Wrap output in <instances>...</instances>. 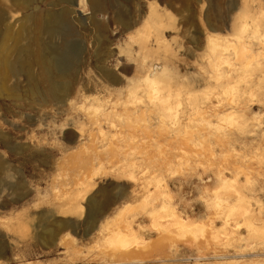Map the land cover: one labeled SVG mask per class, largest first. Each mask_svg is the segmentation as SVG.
I'll return each mask as SVG.
<instances>
[{
	"label": "rangeland",
	"instance_id": "obj_1",
	"mask_svg": "<svg viewBox=\"0 0 264 264\" xmlns=\"http://www.w3.org/2000/svg\"><path fill=\"white\" fill-rule=\"evenodd\" d=\"M64 5L68 95L0 90V264H264V0ZM60 6L0 0L4 47Z\"/></svg>",
	"mask_w": 264,
	"mask_h": 264
},
{
	"label": "bare ground",
	"instance_id": "obj_2",
	"mask_svg": "<svg viewBox=\"0 0 264 264\" xmlns=\"http://www.w3.org/2000/svg\"><path fill=\"white\" fill-rule=\"evenodd\" d=\"M17 1L21 3L22 5H25L28 8L30 7L32 0H17ZM40 1L44 2L47 6H52V5H62V6H60V8L56 11L54 10L51 11L48 8L45 10V13L43 15H41V13L40 14L36 13L34 15L29 14L26 16L23 15L21 17L23 21L21 22L23 24L21 23L22 32L20 33V36L17 35L13 38L11 37L12 41L11 39L10 41L12 43L9 42V44H7V46L5 47H4V43H5L4 37L7 36L6 34H8V30L10 28V26L8 25L10 21L8 20L9 19L12 20V18H9L8 16L9 14L7 15L4 11L0 10V90L1 92L6 91L7 97L10 98L11 100L18 99V96L20 95L16 94L18 90L15 92L16 89L14 87L9 88L7 86V85H10V84H6L9 81V78L12 76L14 77L17 74L19 75V73L21 72L23 74H25L26 71L27 73L33 72L30 70L29 71L27 70L31 67L28 63L26 64H28L30 67L24 68V65L28 66L24 63V59L26 58L25 56L29 57L30 60L29 59L27 60H29L28 62L31 65L35 64L40 68L41 72L43 73L42 76L48 85L47 93L49 94V96L51 95V97H55V98L57 97L59 100L61 99L63 100L70 91L71 82H69L68 78L72 76L76 70V63H77L76 57H77V54L79 53L78 52L79 47L77 46L78 44L76 45V42L74 40L75 33H76L75 27H73L74 20L70 18L71 16L69 17V12L67 10V7L64 5V4H68L69 2H71V0H40ZM87 1L90 5L91 11L95 12V11L101 10L100 8L103 7L102 5L105 0H87ZM91 18L93 19V17ZM28 22L31 23L32 25L30 27V30L31 32H33L32 33L33 36L31 35V37H29V35H27V32H25L27 31L29 27L27 25H26L27 29L25 27L26 23L29 24ZM80 24L82 23L80 22ZM97 26L95 27L96 30H98ZM23 32H25L26 33L25 35L28 36L29 38L24 36ZM95 33L96 32H94V34ZM40 34L41 36L42 34H45L50 41L47 40L48 41L47 43H42L41 42L42 39L40 40L41 37L39 38ZM25 37L27 38V41L25 40ZM21 38L25 40V44L23 45L19 43L21 41ZM11 55L14 56V58L12 57V59H10ZM27 76L28 74L26 75V77ZM57 76L66 78V80H62L60 82L55 81L54 78ZM108 76L110 77L111 80L114 79V77H112L110 73L108 74ZM33 77L34 76H31V78ZM32 81L35 82V80H32ZM32 85H33L34 92H36L38 90L39 83L37 84L38 86L35 83ZM39 92L40 90L37 91V93L35 94H38ZM1 162L2 161H0V170L3 167L2 166L3 163ZM0 185L8 187L12 191V193L15 195L18 193L17 191H19V188L21 187L20 181H16L15 183L7 182L6 179H3L2 175H0ZM88 204H89L88 217L89 219H92L101 210V205L92 198L89 199ZM43 219L44 217H42V220ZM44 221L45 219L42 222ZM46 232L48 233V231ZM133 262L135 261L133 260Z\"/></svg>",
	"mask_w": 264,
	"mask_h": 264
}]
</instances>
